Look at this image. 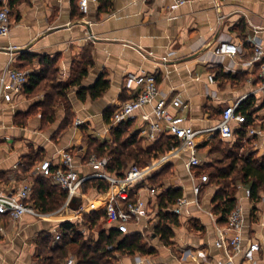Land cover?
<instances>
[{
  "label": "crops",
  "instance_id": "obj_1",
  "mask_svg": "<svg viewBox=\"0 0 264 264\" xmlns=\"http://www.w3.org/2000/svg\"><path fill=\"white\" fill-rule=\"evenodd\" d=\"M12 1L10 33L0 38V194L15 192L25 179L32 182L38 176L34 167L44 159L60 161L62 151L72 154L77 172H93L87 162L86 137L111 141L104 112L128 97L123 89L128 71L155 73L160 94L179 97L185 105L171 110L182 115L192 129L204 131L199 142L216 133L208 130L217 125L228 104H247L251 126L264 130V87L259 64L252 62L254 43L264 49V0H189L181 5H175L174 0H109L106 6L96 0L89 2L85 14L79 11L78 0ZM224 40L238 46L236 55L214 54V48ZM84 67L86 74L72 84ZM8 68L24 70L27 75L43 73L56 83L69 85L65 94L71 119L66 120L64 101L59 100L54 120H44L36 103L47 90L39 86L29 93L12 91L9 101L2 99V91L8 90L2 76ZM100 76L108 81L106 91L95 99L86 93L80 100L78 90L91 87ZM143 110L149 111L150 106ZM23 115V124H18L17 117ZM76 120L80 124L76 125ZM132 124L131 132H138L143 145L154 142L141 133L143 122L138 117ZM248 137V150L257 158L264 156V139ZM222 141L231 147L236 134ZM215 153L210 144L197 148L203 165L213 162ZM189 156L190 151L185 150L169 162L172 174L159 187L161 191L179 187L187 201L178 216L181 236L175 240L176 255L164 246L156 258L123 257L119 264H217L225 260V251L213 243L217 228L225 225L212 211L218 185L204 184L195 197L192 184L202 169L196 168L192 178L185 167ZM24 158L33 161L25 171L19 167ZM237 187L236 206L241 207L244 222L242 251L233 256V264H264V187L254 198L245 196L248 186L239 183ZM103 192L91 187L85 193L98 200ZM157 196L152 201L156 202ZM67 220V214L48 218L25 214L17 221L0 215V264H42L36 256L39 236ZM111 228L101 216L93 237ZM80 230L89 234L85 227ZM250 241L257 242L259 250L247 254Z\"/></svg>",
  "mask_w": 264,
  "mask_h": 264
},
{
  "label": "built area",
  "instance_id": "obj_2",
  "mask_svg": "<svg viewBox=\"0 0 264 264\" xmlns=\"http://www.w3.org/2000/svg\"><path fill=\"white\" fill-rule=\"evenodd\" d=\"M96 0H78L79 11L88 12L89 2ZM189 0H174L175 5L184 4ZM0 38L7 37L10 33L11 18L8 0H0ZM252 62H257L260 68V76L264 87V49L259 43H254ZM238 46L231 41H220L214 48V54L234 56L238 53ZM212 81V75L209 76ZM5 80H7L5 84ZM26 71L17 68H8L2 76L3 84L8 88L1 93L2 99L9 101L11 92H20L27 82ZM123 89L128 94L127 98L114 111L107 129L139 118L143 122L141 133L150 141H155L161 135L167 134L177 140V144L171 145L164 153L159 154L152 162L144 167L130 163L122 174L107 170L110 162L109 156L98 157L91 153L87 160L93 168V172L82 175L73 165V156L69 151H62L60 161L52 162L44 159L37 164L33 173L50 178L55 184L66 191V199L58 210L52 213H42L30 202L32 182L25 179L18 189L9 194H0V215L7 216L12 221H17L25 214L38 218H48L57 214H67L72 222L81 223L85 213L102 211L103 218L111 224L120 234L140 233L142 236L152 234L153 226L157 223L156 196L160 193L159 187L151 184L148 177L163 165L180 157L185 150L190 151V156L185 164L192 178L196 168L203 163L197 154L198 137L203 130H194L185 124L182 115L171 109L182 108L185 105L179 97L169 98L160 94L157 76L152 72L128 71L123 80ZM150 106L149 111L143 108ZM238 104H228L223 107L219 122L208 130L216 132L222 140H230L235 136V130L246 121L245 115L237 111ZM75 124H80L79 120ZM247 136H256L264 139V130L251 125L246 126ZM99 178L107 183V189L98 200L88 197L82 191V184L89 179ZM192 184V191L197 197L209 177L207 173H201ZM245 196L250 197V188H245ZM146 192L144 197L143 193ZM197 199H195L196 201ZM187 203L184 197H180L170 205L167 210L175 214L181 213V208ZM244 222L241 207L235 206L227 215L225 225L217 228V236L214 246L223 249L226 253L225 260H219L217 264H233V256L242 251V226ZM1 230V228H0ZM54 241L61 238L62 232L58 228L52 230ZM257 242H249L246 253L258 251ZM200 256L205 257L201 252ZM64 264H77V258L69 255Z\"/></svg>",
  "mask_w": 264,
  "mask_h": 264
},
{
  "label": "trees",
  "instance_id": "obj_3",
  "mask_svg": "<svg viewBox=\"0 0 264 264\" xmlns=\"http://www.w3.org/2000/svg\"><path fill=\"white\" fill-rule=\"evenodd\" d=\"M108 1L100 0L103 6L108 5ZM12 2V0L8 1L10 8ZM85 74L86 67L81 68L72 84L79 83ZM37 86H39L38 88L47 90L45 97L36 103V106L42 111L44 120L47 122L54 120V109L59 100L64 101L66 120H70L72 111L65 94L69 85L62 82L56 83L51 77H47L43 73H35L28 75V80L23 85L22 91L29 93ZM107 88L108 81L103 76H100L91 87L80 88L78 90V98L84 100L86 93L92 99L98 98ZM116 108L112 107L104 112V120L106 122H110ZM237 111L245 115L246 121L240 128L235 130L236 141L228 150L227 155L222 159H217L200 167L201 169L210 168L206 172L209 177L207 184L213 183L218 185L211 200L212 211L216 215H219L218 221L224 223L226 222L227 215L236 206L238 184L229 183L231 177L241 185L250 188L251 198L256 197L259 188L264 187V156L257 158L255 152L248 150L251 138L246 136V126L251 125L252 113L245 103H240ZM23 117L24 115L21 120L16 122L23 124ZM132 125V121L129 120L117 127L111 128L110 142L87 136L88 149L86 157L91 153H95L98 157L109 156L110 162L107 165V170L122 174L130 163L144 167L153 157L164 153L171 145L177 144V140L173 136L163 134L152 144L143 145L142 138L138 137V132H131ZM214 141L215 143L222 141L218 133H214L209 139L199 142L197 148L199 149L210 144L212 150L217 151V147L213 144ZM224 159H228V161L225 162ZM32 164L33 161L29 158H24L20 162L19 167L25 171L30 169ZM171 166V163L163 165L157 172L148 177V181L160 187L164 177L172 173ZM50 181V178L41 175L34 177L32 181V192L29 202L42 213H52L58 210L66 199V191L57 184L50 183ZM107 186L104 180L92 178L82 184V191L87 192L91 187H97L98 190L105 191ZM230 186H232V189ZM180 197H182L181 188L168 187L163 189L156 199L158 220L153 226L152 234L159 236V239L165 245L173 243V228L179 225V215L168 211L167 208ZM101 216H103L101 210L91 211L84 214L81 223L72 221L60 222L58 227L62 232V236L57 241H54V234L52 232L42 233L37 242L36 252V256L41 260L40 262L42 264H64V261L70 255L69 252L72 250V255H75L77 258V264H118V259L114 255V252L120 255H133L135 253L143 255L154 252L153 248L145 247L142 242L144 236L140 233L120 234L114 228H111L108 231H99L96 237L91 235V237L89 236L90 238H87L81 232L80 227H85L89 234L93 233Z\"/></svg>",
  "mask_w": 264,
  "mask_h": 264
},
{
  "label": "rangeland",
  "instance_id": "obj_4",
  "mask_svg": "<svg viewBox=\"0 0 264 264\" xmlns=\"http://www.w3.org/2000/svg\"><path fill=\"white\" fill-rule=\"evenodd\" d=\"M44 87V86H43ZM58 100V99H57ZM21 118H22V116H18L17 117V120H21ZM217 142V141H216ZM214 146L215 147H217V151H219V152H217V153H215V155L214 156H216L215 157V159H212L213 161H215V160H217V159H222V158H224V156L225 155H227V152H228V150L230 149V146H229V143L228 142H224V141H221V142H217V143H215V141H214ZM225 160V162H227L228 161V159L226 160V159H224ZM206 164V163H205ZM210 170V168H203L201 171L202 172H204V173H206V172H208ZM201 172V173H202ZM172 174V173H171ZM170 177V173L169 174H167L164 178L165 179H167V178H169ZM234 183L235 185L236 184H239V182H236L235 180H234V178H232L231 177V179L229 180V183ZM50 183H52V181H50ZM213 184V183H212ZM230 188L232 189V186H230ZM190 225H192L193 224V222H190L189 223ZM180 226H181V224L179 223V225L178 226H174V228H173V233H174V235H173V237H172V242L173 243H171L170 245H165V244H163V242L159 239V237H156V238H154V239H151L150 238V236H148V235H146V237H144L143 238V240H142V242H143V244L145 245V247L146 248H153V250H154V252L152 253V254H140V253H135V254H133V255H120V254H118V253H116V252H114V255L116 256V258L118 259V264H119V262H120V258H123V257H127V258H130L131 260H132V258L133 257H135V256H142V257H146V258H148V260H150L151 258L153 259V258H156L158 255H160V249L159 248H162V247H166V249L167 250H169V251H171L172 253H174L175 255H176V246H175V244H176V242H175V240H177V238H180V236H181V234H179V232H181V230H180ZM188 226V225H187ZM87 234H88V232H87ZM91 235L92 236H94L93 235V233H90V234H88L87 235V238H90L91 237ZM90 236V237H89ZM163 249V248H162ZM176 252V253H175ZM69 254L70 255H72L73 254V250L72 251H70L69 252ZM68 254V255H69ZM124 263L125 264H127V261H124Z\"/></svg>",
  "mask_w": 264,
  "mask_h": 264
}]
</instances>
